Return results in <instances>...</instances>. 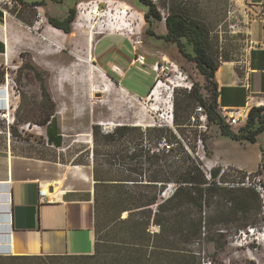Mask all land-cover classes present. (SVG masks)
<instances>
[{
  "label": "rangeland",
  "instance_id": "rangeland-1",
  "mask_svg": "<svg viewBox=\"0 0 264 264\" xmlns=\"http://www.w3.org/2000/svg\"><path fill=\"white\" fill-rule=\"evenodd\" d=\"M152 1L159 6L162 19L153 21L149 28L138 0H8L1 3L6 12L2 11V14L8 20L24 29H28L27 25L36 26L34 35L38 42L37 48L24 46L9 62L0 66V112L7 113L5 117L0 115V155L48 161L54 169L46 175L53 180L63 177V171L74 173H70L74 179L76 174H85L93 185L94 171L100 172L104 178L122 179L125 183L133 182L128 179L147 180V172L139 174L129 170L134 163L126 158L136 147L130 137L134 138L139 131H127L124 136L115 134L111 141L105 139V135L121 126L144 129L163 125L174 129L176 113L180 129L185 133L183 143L195 146L196 155L204 164L211 165L212 169H223L221 177L235 184L247 171L221 165H226L224 159L241 162L246 170L261 173L264 184V130L256 134L255 142H249L223 134L219 125L210 121L206 130L185 126L191 123L190 116L201 104L190 95L197 91L209 102L213 85L193 61L181 56L174 44L158 37L165 31L163 15L166 8L161 7V0ZM203 5L212 21L210 48L215 58L220 63L225 59L243 60L255 45L250 38V23L256 13L249 9L245 0H205ZM70 7L75 9L71 32L65 34L51 29L52 34L48 36L44 30L45 25L48 27L47 16L63 20ZM95 9L97 12L91 13ZM148 29L153 34L147 33ZM131 31H140L138 36L144 39L146 64L132 66L126 72L123 84L139 94L147 92L143 98L129 94L100 75L94 70L89 54L87 56V48L89 53L91 51V37L94 40L107 32L124 35ZM102 48L103 44L98 46V50ZM120 49L127 58L118 59L127 67L133 52L128 43L122 44ZM156 49L166 52L167 60L180 65L191 77L193 86L190 91L183 88L172 90L169 81H162L159 93L150 96L159 83L150 68L155 60L150 53ZM107 70L110 77H119V71L110 67ZM4 83L9 86V94L8 89L3 90ZM171 107L173 120L170 122ZM47 120L59 125V140L55 144L47 140ZM94 124L100 129L97 141L92 134ZM237 127L239 125L233 128ZM200 132L206 136L205 143L199 142ZM137 141L142 142L144 148L158 141H161L159 147L163 145V140L154 138L150 141L148 135ZM259 152L262 153L260 159ZM210 155L220 164L211 162ZM258 194L259 207L254 226L236 232L217 222L211 224L210 227L221 234L223 246L218 248L212 243L207 244V249L201 251L202 264H209L210 258H214L217 264H264V191L260 190ZM6 208V205H0V222L5 220ZM103 218L99 237L103 239V250L109 254L113 242L121 237V227L114 225L112 212L107 211ZM151 229L156 228L151 226ZM8 230L7 225L0 223L1 256L17 255L12 254L7 246ZM229 233L236 234L229 236ZM42 262L40 264H92L89 259L68 257Z\"/></svg>",
  "mask_w": 264,
  "mask_h": 264
},
{
  "label": "trees",
  "instance_id": "trees-1",
  "mask_svg": "<svg viewBox=\"0 0 264 264\" xmlns=\"http://www.w3.org/2000/svg\"><path fill=\"white\" fill-rule=\"evenodd\" d=\"M138 2L148 28L153 21L162 19L155 2ZM203 2L205 0H161V7L166 8V33L158 37L174 44L181 56L193 61L198 71L212 83L211 101L197 91L190 95L203 104L208 121L218 124L223 134L235 140L255 142L256 134L264 130V105L252 106L245 124L236 129L227 125L217 110L214 73L220 62L210 48L212 21ZM74 16L75 9L70 7L63 20L53 16H47V20L52 26L70 33ZM147 33L153 34L149 29ZM174 124V129L163 125L144 129L121 126L105 135V139L111 141L115 134L124 136L127 131H139L134 138L130 137L136 147L126 158L134 163L130 171L147 172L148 179H128L133 182L125 183L122 179L104 178L100 172L94 171L95 244L92 254L0 255V264H40L63 257L89 259L92 264H202L201 251L207 249V244L212 243L218 248L223 246L221 234L216 233L211 224L217 222L236 232L254 226L259 207L258 192L232 183L225 185L224 182L228 181L222 177L216 180L221 170L219 167L212 169L208 178L195 146L183 143L185 133L180 129L176 113ZM92 134L97 141L100 134L97 124L92 125ZM146 135L150 141L154 138L163 140L162 147L158 141L144 148L137 140L142 141ZM198 139L205 143V134L200 132ZM206 155L209 157V153ZM107 211L113 213L114 225L121 227V237L113 242L109 254L103 250V239L99 237ZM123 213H126L125 217ZM151 226L156 229L152 230ZM235 234L229 233V236ZM209 264L217 263L210 258Z\"/></svg>",
  "mask_w": 264,
  "mask_h": 264
},
{
  "label": "crops",
  "instance_id": "crops-1",
  "mask_svg": "<svg viewBox=\"0 0 264 264\" xmlns=\"http://www.w3.org/2000/svg\"><path fill=\"white\" fill-rule=\"evenodd\" d=\"M245 3L256 13L250 23V38L255 45L250 48L243 60L222 61L216 69L214 80L218 107L249 110L252 106L264 105V0H245ZM26 27L28 29L19 27L0 11V66L9 62L24 46L37 48L38 37L34 35L36 26ZM51 29L61 30L48 22V27L47 25L44 27L48 36L52 34ZM62 33L66 34L64 31ZM165 33L166 27L161 35ZM142 40L137 51H134L124 35L107 32L91 41L90 53L87 48V56L89 54L93 65L99 67L107 78L118 84L121 89L138 98L145 97L147 92L139 94L131 86L124 85L123 80L132 66L141 65L131 64V60L135 52L145 56L144 39ZM124 43H128L129 49L133 52L127 67L118 59L127 58L120 49ZM101 44L103 48L98 50ZM150 54L154 57V62L167 57L166 52L157 49ZM109 67L120 72L119 77L112 76L115 80L108 75ZM47 122L45 128L47 140L55 144L59 140V125L52 124V120ZM211 155L210 161L219 163L218 160L211 158ZM261 155L259 152L258 159ZM223 162L226 165L221 166L252 171L246 170L241 162L227 159ZM53 169L54 167L45 160L11 154L0 155V205L4 204L7 207L5 220H1L3 222L0 223L9 228L6 239L12 254L89 255L94 252V185L85 174H76L74 179L70 175L74 174L71 171H63L61 174L63 177L61 176L59 180L47 178L46 173ZM40 187L48 189V196L44 202L39 200Z\"/></svg>",
  "mask_w": 264,
  "mask_h": 264
},
{
  "label": "built area",
  "instance_id": "built-area-1",
  "mask_svg": "<svg viewBox=\"0 0 264 264\" xmlns=\"http://www.w3.org/2000/svg\"><path fill=\"white\" fill-rule=\"evenodd\" d=\"M8 0H0V11L6 13L4 11V8L1 7V3H6ZM164 18V15H163ZM137 33V34H136ZM140 31L134 32L131 31L130 33H125V37L129 40L131 43V46L134 51H137L138 47L142 44V39L139 38L138 34ZM145 64V56L141 53L135 52L134 58L131 60V64ZM151 69L156 73L155 81L158 83L159 81H169L171 83L170 88H183L187 91H190L193 86V81L191 80V77L182 69L180 65L173 61L167 60V58H162L160 61L154 62L151 65ZM248 109L247 108H238V107H219V113L224 120V122L233 127L235 125L243 124L248 115ZM171 121L173 120V114H172V107H171ZM166 119V118H165ZM190 121L194 126L198 127L199 129L206 130L207 129V122L208 117L206 114V110L204 106L199 104L197 107H195L194 113L190 116ZM199 142L201 140L199 139ZM203 169L207 175L208 178L211 177V165H207L203 163ZM223 173V169L220 170L218 173L216 180H220ZM262 175L261 173L247 171L245 172L240 180L236 181L235 186L239 187H249L253 188L257 192L260 190L264 191V184L262 183ZM220 183V182H219ZM225 185L228 184V182H224ZM39 200L40 202H44L46 200V197L48 196V189L40 187L38 190Z\"/></svg>",
  "mask_w": 264,
  "mask_h": 264
},
{
  "label": "bare ground",
  "instance_id": "bare-ground-1",
  "mask_svg": "<svg viewBox=\"0 0 264 264\" xmlns=\"http://www.w3.org/2000/svg\"><path fill=\"white\" fill-rule=\"evenodd\" d=\"M96 12H97V9H95L94 11L93 10L91 11V13H96ZM91 41H92V37L90 38V42ZM93 67H94V70L97 71L100 75H102L103 77L107 78V76L104 74V72L99 67H97V66H93ZM161 82L162 81H159V83L156 84V86L154 87V89L150 93V96H154V95H157L159 93V89H160V87H162V83ZM3 89H8V94H9V86L8 85H4ZM102 91H105V89H102ZM0 115L5 117L7 115V113L6 112H0ZM170 122H171V115H170Z\"/></svg>",
  "mask_w": 264,
  "mask_h": 264
}]
</instances>
